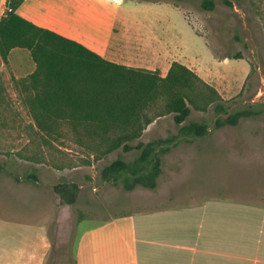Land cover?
<instances>
[{"label":"rangeland","instance_id":"rangeland-1","mask_svg":"<svg viewBox=\"0 0 264 264\" xmlns=\"http://www.w3.org/2000/svg\"><path fill=\"white\" fill-rule=\"evenodd\" d=\"M98 2L101 12L137 18L133 38L139 41L123 59L166 74L176 57L218 92L229 112L244 105L264 108V0H215L212 11L203 10L199 0ZM62 5L65 13L54 20L67 26L72 4ZM25 52L15 49L6 63L0 60V264H75L78 233L91 223L83 220L115 215L113 205L126 191L121 183L103 181L101 167L134 153H93L70 140L67 128L60 138L38 134L14 85V78L34 69ZM188 119L208 120L210 131L176 141L161 157L162 171L192 172L197 182L213 186L210 196L264 199V109L221 127H215L211 108L192 111ZM176 133L172 115L165 114L152 119L140 140ZM61 181L78 185L74 203L55 191ZM19 247H26L27 263L18 259Z\"/></svg>","mask_w":264,"mask_h":264},{"label":"trees","instance_id":"trees-1","mask_svg":"<svg viewBox=\"0 0 264 264\" xmlns=\"http://www.w3.org/2000/svg\"><path fill=\"white\" fill-rule=\"evenodd\" d=\"M22 1L6 0L0 17V60L6 63L14 48L28 51L34 69L14 78V85L31 125L42 137H63L67 128L70 140L93 153H134L130 160L117 156L105 163L99 172L103 181L121 183L126 191L153 189L162 171L161 157L171 145L209 133L208 120L188 119L192 111L211 108L215 127H221L254 117L264 109L263 104L244 105L229 112L218 92L178 61L162 76L156 69L108 60L80 42L18 15L16 9ZM199 2L203 10L214 9L215 0ZM165 114L172 115L177 133L140 140L152 119ZM34 177L31 173L27 179ZM77 188L70 181L54 186L69 204L74 203Z\"/></svg>","mask_w":264,"mask_h":264},{"label":"crops","instance_id":"crops-1","mask_svg":"<svg viewBox=\"0 0 264 264\" xmlns=\"http://www.w3.org/2000/svg\"><path fill=\"white\" fill-rule=\"evenodd\" d=\"M69 1L67 26L54 20L66 11L62 0H23L16 13L108 60L143 66L122 58L139 41L133 38L137 18L101 12L98 0ZM123 1L107 0L112 6ZM5 9L6 0H0V17ZM192 177L189 171H161L155 188L125 191L113 205L115 215L83 220L91 223L78 233L75 264H264V199L210 196L213 186ZM19 252L18 259L27 263L26 247ZM1 255L8 260L10 253Z\"/></svg>","mask_w":264,"mask_h":264}]
</instances>
